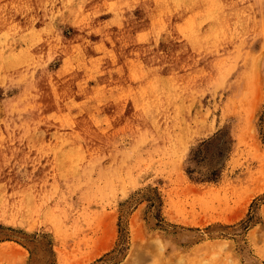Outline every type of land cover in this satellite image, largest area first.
<instances>
[{
  "label": "rangeland",
  "instance_id": "1",
  "mask_svg": "<svg viewBox=\"0 0 264 264\" xmlns=\"http://www.w3.org/2000/svg\"><path fill=\"white\" fill-rule=\"evenodd\" d=\"M0 264H264V0H0Z\"/></svg>",
  "mask_w": 264,
  "mask_h": 264
}]
</instances>
